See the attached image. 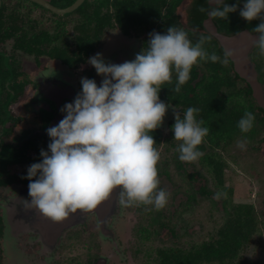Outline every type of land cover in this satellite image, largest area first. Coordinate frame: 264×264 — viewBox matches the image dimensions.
I'll list each match as a JSON object with an SVG mask.
<instances>
[{
	"label": "flooded vegetation",
	"instance_id": "af4514ba",
	"mask_svg": "<svg viewBox=\"0 0 264 264\" xmlns=\"http://www.w3.org/2000/svg\"><path fill=\"white\" fill-rule=\"evenodd\" d=\"M43 1L60 9L70 6L62 7L63 4L58 0ZM185 1L183 18L186 7L194 9V15L190 18L195 24V28L190 30L194 35L217 42L205 31L204 25L208 19L217 33L224 36H232L243 30L259 35L253 32L254 20L249 22L239 15L244 0H225L229 6L237 5V20L247 26L237 32L232 31V26L229 30L223 29L219 17L210 18L207 15V0H179L174 9L176 16L177 10ZM1 6L0 264H170L171 254L183 255L190 250L191 246L196 245L201 225L187 223L186 217L191 215L193 208L202 199L209 201L211 205L216 204L213 198L217 190L214 188V191H208L203 177V194L195 187L191 190L189 184L196 181L192 183L184 180L190 190L189 196L193 198L172 202L169 206L167 202L160 210L143 204L125 207L120 205L118 198L110 197L93 210H77L63 221L57 222L43 216L36 209L24 208L25 201L31 199L28 195L29 180L25 178L27 168L32 163L40 162L41 149L47 151L50 138L46 129L58 124L63 118L65 114L60 109L66 102H72L82 90V77L94 79L98 86L100 84L102 77L88 63V58L96 53L98 47H104L103 58L106 63L120 64L130 61L122 50L119 51V47L108 51L106 30L116 28V35L124 45L130 40L141 52L147 48L149 33L157 30L151 26L141 32L129 28V35H126L114 23L113 27L105 26L100 29L97 39L90 44L91 52H85L78 44V39L84 33L80 16L72 14L80 6L69 13L70 15H56L29 0H0V8ZM39 13L54 18L49 21L51 30L42 26L43 19L38 16ZM71 16L75 20L72 28H69L67 18ZM178 21L184 25L183 19ZM185 27L186 25L182 29ZM137 40L140 44L136 43ZM85 42L87 41L83 40V44ZM54 52L60 56H54ZM117 52L120 53L115 54ZM248 57L256 71L264 99V55L260 54L254 44ZM51 61L57 64L52 65ZM49 63L52 67L48 66ZM56 71L62 74L55 75ZM242 84L245 89L250 90L243 80ZM160 100L169 105L167 101ZM245 102L248 104V98ZM253 103L255 120L252 134L245 133L242 137L247 144L252 145L245 153L247 157L253 155L257 160L263 161L264 108L257 106L254 100ZM170 126L171 123H168L166 132L160 127L156 129L162 136L154 145L160 153L157 169L165 168L168 175L171 166L169 148L174 140L173 136L169 137ZM150 134L154 138V131ZM205 149L204 139L198 146L200 156L204 155ZM189 167H193L191 162ZM162 179L169 182L165 175ZM196 193L199 194L198 197ZM179 196L187 197L184 194ZM186 237L189 245L185 243ZM193 239L195 242H191ZM199 245L200 243L197 244Z\"/></svg>",
	"mask_w": 264,
	"mask_h": 264
},
{
	"label": "clouds",
	"instance_id": "9594fccd",
	"mask_svg": "<svg viewBox=\"0 0 264 264\" xmlns=\"http://www.w3.org/2000/svg\"><path fill=\"white\" fill-rule=\"evenodd\" d=\"M207 3L210 18L227 19L237 10V5L229 6L225 0ZM239 15L249 22L261 20L253 29L259 34L253 43L264 55V0H244ZM206 39L202 36L193 44L186 31L172 25L165 34L149 33L147 48L131 61L106 63L99 52L89 57L88 63L102 77L100 84L82 77V90L60 109L63 118L46 129L50 138L47 151L41 149L40 162L27 168L31 199L25 201L24 208L63 221L77 210L95 209L117 189L115 198L122 206L165 207L169 194L158 188L160 153L150 134L162 125L171 107L160 100V86L175 73L173 91L179 92L194 65L220 59L205 50ZM231 55L226 51L223 62ZM198 112V108L188 107L181 117L173 108L172 132L174 139L181 141L177 150L182 162L200 157L198 146L209 133L203 121L197 120ZM254 120V114L246 110L237 127L247 133ZM237 146L244 149L245 142Z\"/></svg>",
	"mask_w": 264,
	"mask_h": 264
},
{
	"label": "trees",
	"instance_id": "16d2710c",
	"mask_svg": "<svg viewBox=\"0 0 264 264\" xmlns=\"http://www.w3.org/2000/svg\"><path fill=\"white\" fill-rule=\"evenodd\" d=\"M58 1L63 4L62 7H67L75 0ZM178 2L179 0H85L72 13L80 16L82 27H85V29L81 27L84 33H81L82 37L78 39V44L85 52L87 50L91 52L90 44L97 39L100 29L105 26L113 27L115 24L126 35H129V28L141 32L151 26L161 34H165L168 27L172 25L182 29L181 25L183 24L178 21L180 18L174 14L175 5ZM185 10V12L183 11V21L186 27L183 30L195 44L202 36L194 35L190 31L195 28L194 21L190 20L194 15L193 7L188 6ZM2 11L3 7L1 6L0 17ZM236 11L229 13L227 19L219 18L222 20L221 27L223 29L229 30L232 26V31L237 32L243 27H247L237 20ZM253 23L256 27L259 24V19H254ZM83 40L87 41L86 44L84 43L85 45ZM204 48L208 53H215L220 59L216 62L200 61L194 65L190 72V79L181 86L179 92L173 91L177 83L176 75L173 73L172 79L160 86L159 98L167 101L173 107H178L182 112L188 107L199 109V112L195 114L196 118L202 120V126L209 129L208 135L204 138L206 152L200 156L199 164L205 167L212 177L217 193L224 196L220 205L223 214L220 217L217 230L209 236L208 240L202 241L199 246H191V249L185 251L183 255L171 254L170 264H244L237 260L239 253L261 231V221L259 222L251 204H236L231 199V189L224 186V170L228 165L216 151L226 152L236 137L245 135L237 127V123L246 110L253 113L255 106L249 88L238 86V82L242 83V80L233 72L228 58L227 63L223 62L225 53L217 42L207 38ZM54 56H60V54L54 52ZM247 98L248 104L245 102ZM172 125L173 123H171V128ZM247 134H252V129ZM161 136L155 129L156 143ZM172 136L174 137L173 134ZM170 146H174L170 161L174 164L178 178L183 182L184 180L192 183L198 182L197 186H195L196 182L189 184L192 187L191 190L196 188L203 194V178L191 170L190 162H182L178 159V146L173 145L172 142ZM158 169L160 170L158 177L161 178L165 175L169 178V182H172L171 175L167 174L165 168ZM173 185L174 188L170 190L173 202H182L183 199L193 198L189 196V188L183 190L179 186L176 187L175 183ZM200 185L203 188H199ZM158 187L161 189L163 186L159 184ZM181 194L187 197L182 198L179 196ZM262 264H264V260Z\"/></svg>",
	"mask_w": 264,
	"mask_h": 264
},
{
	"label": "rangeland",
	"instance_id": "374dc122",
	"mask_svg": "<svg viewBox=\"0 0 264 264\" xmlns=\"http://www.w3.org/2000/svg\"><path fill=\"white\" fill-rule=\"evenodd\" d=\"M186 1L179 7L177 10V15L182 20V9ZM38 12V11H37ZM43 19L42 26H46V28H49L51 30V24L49 21H53L54 18L49 16L48 14L39 13L38 15ZM46 19V20H45ZM75 17L71 16L67 18L68 21V27L72 28L74 24ZM184 27V25H181ZM116 28H110L107 29L105 32V39L107 41V47L108 51L111 49L113 50L116 47H119V51L122 50L125 54L128 60H133L136 56V54L141 52V49L136 46L134 43H132L130 40H127V43L121 42L119 37L116 35L118 34ZM133 37V36H131ZM130 37V38H131ZM122 40V39H121ZM131 40H134L131 38ZM105 41V42H106ZM121 42V44H119ZM138 44H140L139 40H137ZM121 51V52H122ZM102 53L104 52V47L100 48L98 47L96 53ZM122 52V53H123ZM120 52H117L115 54H118ZM52 65H55L57 63L52 62ZM49 67H52L51 64H48ZM201 68V67H200ZM60 71L54 72L55 75L60 76ZM62 74V73H61ZM238 86H243L241 82H238ZM171 107L168 108L166 111V114L163 118V123L160 128H162L165 132L167 130V124L175 122L173 108H175V111L177 113L181 114V117L183 115V112L178 107ZM171 131L169 130V137L172 136V128L170 126ZM171 132V136H170ZM172 140V138H171ZM173 141V142H172ZM171 142L173 145L178 146L181 141L172 140ZM244 141V138L242 136L236 137L234 139V142L230 147H228L226 152H220L216 151L219 155L222 156L223 160L227 163L228 167L224 170V186L226 188L231 189V199L236 204H251L254 208L255 213L258 216V220L260 223L261 231L255 235V238L250 241V244L244 247L243 251L239 253L238 261L244 264H250V263H258L262 264L264 260V160L259 161L257 158L253 157V155H247L245 154L249 147L252 145L247 144L245 142L244 149H241L238 147V142ZM174 151V146H170L169 153L170 158L172 156V152ZM250 157V158H249ZM264 159V156H262ZM171 166L169 168V174L171 175V181L167 182L162 177L159 179V184L163 186L161 189H165V191L170 195L168 196V206L173 202L172 195L170 190L174 188L173 183H175L176 187H180L184 190V188H187V184L183 181H181L178 178V175H176V170L174 169V164L172 161L170 162ZM192 166L191 170L196 172L197 174L201 175L206 180L205 188L212 192L214 191V183L212 181V177H210L209 173L206 171L205 167L198 164L197 160L191 162ZM204 180V181H205ZM202 179V182L205 183ZM213 183V185L211 184ZM198 184H195L197 186ZM159 188V187H158ZM217 192V191H216ZM199 194L196 193V197H198ZM184 197V196H183ZM185 198V197H184ZM215 200L214 205H211L209 201L201 200L200 203H197L198 205L196 208H193V211L190 216L186 217L187 223H193L197 225H201V231L199 234V237L196 238V245L201 243L202 241H206L209 239V236L212 235L216 230L217 226L220 223L221 216L223 214L221 210V201L224 199V196L219 193V195H215L213 198ZM213 204V203H212ZM212 206V208H211ZM212 209V214L210 216V210ZM216 208V209H215ZM171 219V218H170ZM187 240V237L185 239V243L189 245ZM191 242H195V240H191ZM195 244V243H194Z\"/></svg>",
	"mask_w": 264,
	"mask_h": 264
},
{
	"label": "water",
	"instance_id": "95a60500",
	"mask_svg": "<svg viewBox=\"0 0 264 264\" xmlns=\"http://www.w3.org/2000/svg\"><path fill=\"white\" fill-rule=\"evenodd\" d=\"M29 1L42 6L44 9L56 15H65L76 10L85 0H76L72 5L63 9L55 8L43 0ZM204 27L205 31L217 40L224 53L226 51H231L233 53V55L228 57V59L232 63L234 73L249 85L251 96L257 106L264 108V99L261 86L257 81L256 71L248 57L250 49L254 45L253 42L256 38L255 36L257 35L250 34V32L247 30L240 31L239 33L232 36L221 35L217 33L216 28L211 23L210 19L206 21ZM117 190H114V193L111 197L112 199H116L115 192Z\"/></svg>",
	"mask_w": 264,
	"mask_h": 264
}]
</instances>
